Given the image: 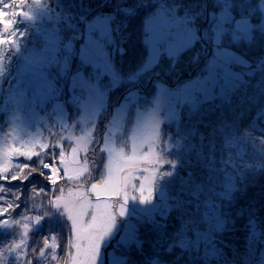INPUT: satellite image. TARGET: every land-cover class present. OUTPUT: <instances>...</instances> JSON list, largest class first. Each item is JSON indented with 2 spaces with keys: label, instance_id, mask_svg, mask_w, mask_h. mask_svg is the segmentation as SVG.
I'll return each instance as SVG.
<instances>
[{
  "label": "trees",
  "instance_id": "16d2710c",
  "mask_svg": "<svg viewBox=\"0 0 264 264\" xmlns=\"http://www.w3.org/2000/svg\"><path fill=\"white\" fill-rule=\"evenodd\" d=\"M36 3L37 0H29L24 10L38 14ZM42 3L47 10L65 13L64 16L69 15L73 20L85 16L88 22L98 15L112 16L113 39L106 44V51L121 83L110 90L108 106L111 112L131 92L132 86L143 92L140 103L145 110L155 103L158 93L155 78L162 79L172 88L193 78L213 54L214 42L217 45L216 37L213 41L216 32L212 22L219 19L222 8L231 13V19L222 25L227 31L218 45L242 53L247 61V66H239L243 77L224 95L204 100L192 111H183L177 123L164 125V139L170 134L174 144L176 137L180 139V145H173L170 151H165L167 162L161 170L172 205L168 211L157 213L149 223L141 226L136 240L126 247L122 264H264L260 263L264 249V138L253 132L264 133V9L258 6L260 0H44ZM162 4L183 16L191 12L201 35L192 43H185L176 54L164 51L147 68L151 59L147 22L159 16L164 9ZM245 15L251 16L255 23L250 39L238 37L233 22ZM18 20L16 28L24 33L17 36L19 48L15 45L0 47L2 68L13 69L10 79L4 81L2 77L4 91L14 83V69L35 51L40 42L32 18L20 17ZM71 31L64 29L66 35L73 33ZM204 32L206 36L202 34ZM81 37L76 40L77 49L79 42L82 43ZM81 64L77 51L71 69L75 70ZM5 70L1 71L2 74ZM249 70L253 71L248 73ZM131 112L130 109L126 116L127 124ZM102 126L104 124H100V130ZM99 136L102 138V133ZM93 154L97 156L100 152L96 149ZM47 155L41 154L39 159L45 163L51 161ZM88 156L90 160L96 158L90 152ZM25 159L16 158L18 163L9 167L0 165V177L5 174V169L22 177L27 171L20 167ZM96 159L91 161L93 168L101 161ZM35 160L32 157L29 167H36L37 174L19 189V181H12L11 187L7 182L3 183L13 193L6 197L9 203L17 197L20 199L16 211L27 207L26 216L31 217L29 226H34L36 216L44 214L31 210L33 205L38 200L45 201L47 209L53 193L58 194L57 185L50 189V182L39 174L42 169ZM227 176L233 180L228 194L225 192ZM41 187L44 192L40 191ZM209 202L219 203L224 223L214 231L208 244H200L197 236L207 229ZM14 218L21 219L19 216ZM21 223H24L23 219ZM42 223L39 233L33 231L34 227L31 229L29 242L43 247V237L49 236L48 243L58 246L54 252L59 259L53 264H67L70 250L60 252L59 246L67 245L69 226L58 213ZM21 230L17 226L16 239ZM53 234H56L55 240L51 239ZM45 252L47 254V249Z\"/></svg>",
  "mask_w": 264,
  "mask_h": 264
},
{
  "label": "rangeland",
  "instance_id": "374dc122",
  "mask_svg": "<svg viewBox=\"0 0 264 264\" xmlns=\"http://www.w3.org/2000/svg\"><path fill=\"white\" fill-rule=\"evenodd\" d=\"M43 1L36 3L40 14L34 12L32 16L40 42L35 51L14 69V83L6 91L3 89L2 79H10L13 69L7 67L8 72L3 67L4 74L0 71V165L9 167L18 163L15 159L21 156L12 151V148L27 152L31 156L34 152L45 154V148L40 147L42 144L58 146L64 154L63 163L58 162L59 149L55 147L48 153H54V159L48 162L55 163L60 170L56 186L64 190L57 194L61 196L60 203L67 204L73 215L81 210L89 214L95 210L98 219L94 227L99 229L103 226L107 212L118 211V206L107 207L116 205L117 200L111 192L102 190L105 184L118 181L127 170L132 172L135 177L133 183L139 187L143 177L150 175L144 169L161 167L162 170L165 163L162 166L153 163L155 154L159 152L161 160L165 161V151L173 145H180L177 137L174 144L170 137L172 134L164 139V125L177 123L183 111L190 112L204 100L222 96L238 85L243 77L240 67L247 66V61L239 51L218 45L227 31L222 25L231 19V13L222 8L218 14L219 19L212 22L216 32L213 41L216 37L217 45L214 42L213 54L199 73L175 88L168 86L162 79L155 78L154 84L158 87L155 103L145 110L140 103L143 92L132 86L131 92L111 112L108 106L110 90H114L121 83L106 51V44L113 39L112 16L98 15L88 22L85 21V16L73 20L69 15L64 16L65 13L47 10ZM263 2L264 0H260L258 5L261 9H264ZM162 6L164 9L159 16L147 22V41L151 45V59L147 68L164 51L176 54L185 43H192L201 35L191 18V12L183 16L165 4ZM247 16L249 15L242 17ZM213 17L216 18L215 15ZM239 20L241 17L236 21ZM254 27L255 23L251 19L250 26L245 23L235 24V31L238 37L250 39ZM64 29L73 30V33L66 35ZM202 34L207 35L205 32ZM80 37L82 43L79 42L77 49L76 40ZM77 51L82 64L72 70L74 53ZM136 80L137 78L134 79ZM130 109L131 119L127 124L126 116ZM100 124H104L102 130L99 129ZM253 132L255 136L264 138L261 131ZM101 133L102 138L99 136ZM100 147L106 149V152L99 151ZM73 148L77 150L75 154L72 152ZM96 149L100 152L97 156L93 154ZM89 152L101 160L94 168L91 161L97 159L90 160ZM86 158L88 167L96 168L87 181L79 178ZM64 169L67 170L66 173ZM67 177L77 178L70 180ZM91 183H97L101 190L92 192ZM225 186L228 194L233 186L231 177H226ZM129 192L139 195L131 188ZM218 204L208 203L209 222L207 229L200 231L197 236L200 244H208L214 231L224 223ZM171 205V195L161 171L155 184V197L150 203L143 204L139 199H129L126 214L117 218L115 228L102 243L97 264H122L125 259L124 251L136 240L141 226L149 223L157 213L168 211ZM32 209L39 213L45 212V201L38 200ZM62 217L70 228L72 243L67 264H72L73 259L77 264L80 261L87 264L83 251L80 255L76 252L75 245L80 242L77 231L71 228V221L66 216ZM84 221L83 227L86 228L91 222L90 215H86ZM23 222L30 221L23 219ZM33 227L29 226V233ZM27 239L29 241V237ZM260 263H264V249Z\"/></svg>",
  "mask_w": 264,
  "mask_h": 264
},
{
  "label": "snow or ice",
  "instance_id": "6c2138e0",
  "mask_svg": "<svg viewBox=\"0 0 264 264\" xmlns=\"http://www.w3.org/2000/svg\"><path fill=\"white\" fill-rule=\"evenodd\" d=\"M39 2V0H37ZM29 0H10V2H5V0H0V47L7 46L11 48L13 45L19 48L17 42V36H23L24 33L20 32L16 28V25L19 23L18 18L23 17L26 19H31L33 13L31 11L24 10L28 5ZM233 22L237 25L240 23H245L251 25L250 16L241 17V20ZM3 57H0V71H3L2 68ZM91 146V143H90ZM40 147L45 148L47 153H51L50 149L58 148L54 145H40ZM18 156L26 157L20 167L26 169L27 171L23 176H18L16 174L9 173L7 169L4 170V175L0 177V264H53L54 261H57L59 257L54 252V249H57L56 244H49V236L43 237V247L35 246L34 243L28 241L29 235V224L21 223L22 219L31 220V217L26 216L28 211L27 207L23 211L17 212L16 209L20 207L19 197L13 199L11 203L6 199L7 196L13 195L9 191L12 181H19L20 184L17 187L18 189L23 185L25 181H28L32 175L37 174L36 167H29V163L32 162V157H35V163L38 165L42 171L39 172L44 179L50 182V189L57 185L58 173L60 170L57 169L55 163H45L40 160L39 157L41 153H32L31 156L27 152H21L19 149L12 148ZM76 149L73 148L72 152L75 154ZM99 151L106 152V149L100 147ZM60 155L59 163H63V152L58 151ZM54 153L52 155H47L48 160L54 159ZM167 161H162L160 158V153L155 154L153 163L159 164L162 166L163 163ZM104 167V164L102 168ZM96 169V168H95ZM95 169H90L87 165V158L85 165L82 169V172L79 174V178L88 180L89 177H92L93 171ZM65 173L66 169L63 170ZM145 172H150L149 176H144L142 182H140L139 187H136V184L133 183L135 177L131 171L125 170V174L116 182L112 184H105L103 191L111 192L117 200L116 205H107L108 208H115L118 206V211L107 212L106 219L103 221V226L99 229H96L94 226L97 223V215L95 210L90 214L81 210L76 215L72 214V209L69 208L67 204H61V196L55 195L53 193L52 198L48 200V207L45 210L43 215H38L35 217V224L33 231L39 233L40 229L43 226V223L47 219H51L55 214L59 213L62 216H66L67 220L71 221V228L74 231H77V239L80 241L75 245L77 255L81 254L87 257V264H97L99 257V250L102 246V243L107 235H109L116 226V221L119 216H123L127 212V204L129 199H139L143 204H148L155 197V184L158 177L161 176V167H154L151 170L144 169ZM45 172L48 173L45 175ZM77 177H67V179H76ZM7 182L9 187H4L3 183ZM147 182V185L146 183ZM129 188L134 192H138L139 195H132L129 192ZM63 193V189H56ZM92 192L100 191V186L97 183H91ZM41 192H44V188L41 187ZM98 207V206H96ZM90 215V223L87 224V227H83L85 221L84 217ZM19 216L21 219H15L14 217ZM78 225L80 226L78 228ZM20 226L22 229L19 233V238L16 239V228ZM4 237L10 239L6 240ZM51 239H56V234L51 236ZM72 248L71 238L67 239V245L59 246L60 252H68ZM47 249V254L45 252ZM72 264H77V261L73 259ZM79 264H84V261H80Z\"/></svg>",
  "mask_w": 264,
  "mask_h": 264
},
{
  "label": "built area",
  "instance_id": "2783aa9c",
  "mask_svg": "<svg viewBox=\"0 0 264 264\" xmlns=\"http://www.w3.org/2000/svg\"><path fill=\"white\" fill-rule=\"evenodd\" d=\"M83 19V18H82ZM84 19H85V17H84ZM48 163H50V162H48Z\"/></svg>",
  "mask_w": 264,
  "mask_h": 264
},
{
  "label": "flooded vegetation",
  "instance_id": "af4514ba",
  "mask_svg": "<svg viewBox=\"0 0 264 264\" xmlns=\"http://www.w3.org/2000/svg\"><path fill=\"white\" fill-rule=\"evenodd\" d=\"M91 165V164H90Z\"/></svg>",
  "mask_w": 264,
  "mask_h": 264
}]
</instances>
